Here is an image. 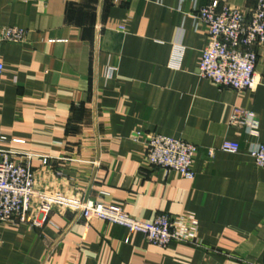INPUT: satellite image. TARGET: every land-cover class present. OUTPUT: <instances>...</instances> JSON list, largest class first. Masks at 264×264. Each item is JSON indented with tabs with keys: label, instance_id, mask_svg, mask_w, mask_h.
Listing matches in <instances>:
<instances>
[{
	"label": "crops",
	"instance_id": "1",
	"mask_svg": "<svg viewBox=\"0 0 264 264\" xmlns=\"http://www.w3.org/2000/svg\"><path fill=\"white\" fill-rule=\"evenodd\" d=\"M213 1L252 19L260 0H0V28L27 32L0 46V159L30 156L42 194L144 223L168 214L197 243L160 248L58 207L1 225L0 264H264V168L250 155L264 144V43L253 90L200 77L196 13ZM234 109L254 114V133L231 126ZM150 135L196 145L195 178L148 166Z\"/></svg>",
	"mask_w": 264,
	"mask_h": 264
},
{
	"label": "built area",
	"instance_id": "2",
	"mask_svg": "<svg viewBox=\"0 0 264 264\" xmlns=\"http://www.w3.org/2000/svg\"><path fill=\"white\" fill-rule=\"evenodd\" d=\"M31 2L34 0H16ZM198 27H203L209 37L198 67V75L219 87L231 88L238 93L253 90L256 85L258 53L255 48L264 43V0L255 7L252 19L245 11L213 1L197 10ZM27 32L17 27L0 28V46L4 43L22 44ZM4 65L0 62V77ZM254 114L251 111L234 109L230 124L233 127L253 132ZM145 163L153 168L178 172L185 179L195 178L193 165L198 147L179 139L150 135L145 142ZM225 153L237 154L238 144L225 142ZM259 167L264 168V144L250 151ZM30 156L4 154L0 159V226L24 223L32 220L36 225L46 221L55 208L76 211L82 222L89 225L93 220H102L127 228L144 237L149 243L167 248L172 243L194 244L182 223L168 214L144 223L124 214L116 206L69 198L61 194H42L35 188ZM36 217L31 219V215ZM1 239V232H0Z\"/></svg>",
	"mask_w": 264,
	"mask_h": 264
}]
</instances>
